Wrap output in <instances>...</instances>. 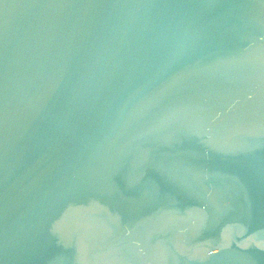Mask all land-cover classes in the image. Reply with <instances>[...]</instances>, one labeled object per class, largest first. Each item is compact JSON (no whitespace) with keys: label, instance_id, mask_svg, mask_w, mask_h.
Segmentation results:
<instances>
[{"label":"water","instance_id":"water-1","mask_svg":"<svg viewBox=\"0 0 264 264\" xmlns=\"http://www.w3.org/2000/svg\"><path fill=\"white\" fill-rule=\"evenodd\" d=\"M0 264H264V0H0Z\"/></svg>","mask_w":264,"mask_h":264}]
</instances>
